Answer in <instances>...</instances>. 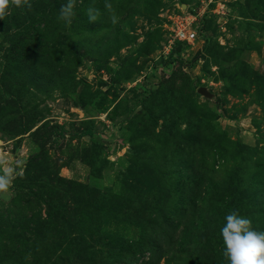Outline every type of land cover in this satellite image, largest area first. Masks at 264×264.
Segmentation results:
<instances>
[{
    "label": "rangeland",
    "instance_id": "rangeland-1",
    "mask_svg": "<svg viewBox=\"0 0 264 264\" xmlns=\"http://www.w3.org/2000/svg\"><path fill=\"white\" fill-rule=\"evenodd\" d=\"M66 3L0 17V264H227L228 212L264 231V0Z\"/></svg>",
    "mask_w": 264,
    "mask_h": 264
},
{
    "label": "clouds",
    "instance_id": "clouds-1",
    "mask_svg": "<svg viewBox=\"0 0 264 264\" xmlns=\"http://www.w3.org/2000/svg\"><path fill=\"white\" fill-rule=\"evenodd\" d=\"M8 3L9 0H0V17L5 14ZM12 3L20 6L21 3H27V0H12ZM72 15L73 0H67L61 6L58 18L68 23ZM88 15L90 21L96 19L92 9H89ZM15 174L12 167L0 169V193L9 191ZM219 231L227 264H264V231L253 229L249 218L232 210L224 216Z\"/></svg>",
    "mask_w": 264,
    "mask_h": 264
},
{
    "label": "built area",
    "instance_id": "built-area-1",
    "mask_svg": "<svg viewBox=\"0 0 264 264\" xmlns=\"http://www.w3.org/2000/svg\"><path fill=\"white\" fill-rule=\"evenodd\" d=\"M191 13V12H190ZM195 17L193 14H189L183 19L175 20L177 31L175 36L179 39L193 40L196 37L197 27L194 24Z\"/></svg>",
    "mask_w": 264,
    "mask_h": 264
},
{
    "label": "water",
    "instance_id": "water-1",
    "mask_svg": "<svg viewBox=\"0 0 264 264\" xmlns=\"http://www.w3.org/2000/svg\"><path fill=\"white\" fill-rule=\"evenodd\" d=\"M198 91L200 92V93H203V94H205V95H209V93H208V91L206 90V88L205 87H200L199 89H198Z\"/></svg>",
    "mask_w": 264,
    "mask_h": 264
},
{
    "label": "trees",
    "instance_id": "trees-1",
    "mask_svg": "<svg viewBox=\"0 0 264 264\" xmlns=\"http://www.w3.org/2000/svg\"><path fill=\"white\" fill-rule=\"evenodd\" d=\"M62 135V134H61Z\"/></svg>",
    "mask_w": 264,
    "mask_h": 264
}]
</instances>
